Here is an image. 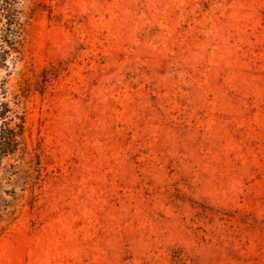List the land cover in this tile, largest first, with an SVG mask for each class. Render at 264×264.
<instances>
[{
  "label": "rangeland",
  "instance_id": "374dc122",
  "mask_svg": "<svg viewBox=\"0 0 264 264\" xmlns=\"http://www.w3.org/2000/svg\"><path fill=\"white\" fill-rule=\"evenodd\" d=\"M16 9L0 264H264V0Z\"/></svg>",
  "mask_w": 264,
  "mask_h": 264
},
{
  "label": "trees",
  "instance_id": "16d2710c",
  "mask_svg": "<svg viewBox=\"0 0 264 264\" xmlns=\"http://www.w3.org/2000/svg\"><path fill=\"white\" fill-rule=\"evenodd\" d=\"M18 4V0H0V20H5L10 32V37H15L19 39V14L16 5ZM14 38V39H15ZM18 44V42L14 41V46ZM8 108L4 111L3 107L1 108L0 115L4 116L9 113ZM21 121L19 124L15 125V127H7L4 126V129L0 132V161L7 156H11L17 153L20 149L21 141L24 138L25 133V119L22 117H18Z\"/></svg>",
  "mask_w": 264,
  "mask_h": 264
}]
</instances>
